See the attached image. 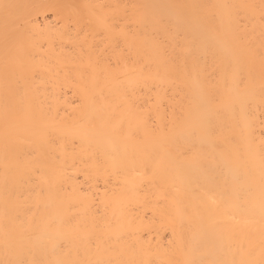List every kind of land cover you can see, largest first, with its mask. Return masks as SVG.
Segmentation results:
<instances>
[{
  "label": "bare ground",
  "instance_id": "bare-ground-1",
  "mask_svg": "<svg viewBox=\"0 0 264 264\" xmlns=\"http://www.w3.org/2000/svg\"><path fill=\"white\" fill-rule=\"evenodd\" d=\"M0 264H264V0H0Z\"/></svg>",
  "mask_w": 264,
  "mask_h": 264
}]
</instances>
